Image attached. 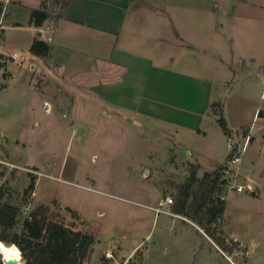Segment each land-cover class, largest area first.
<instances>
[{
	"label": "rangeland",
	"instance_id": "374dc122",
	"mask_svg": "<svg viewBox=\"0 0 264 264\" xmlns=\"http://www.w3.org/2000/svg\"><path fill=\"white\" fill-rule=\"evenodd\" d=\"M210 2H224L228 8L230 0ZM249 2L251 6L241 8V4L235 9L236 15L246 18L243 28L231 30L227 22L223 31H264V0ZM47 7L51 16L60 11L52 3ZM228 14L221 16L227 21ZM233 46L238 48L239 44ZM231 61L235 71L225 84L226 91L234 86L235 93L240 87L238 80H249L254 74L264 78V68L259 66L264 63V53L252 63L234 57ZM16 62L8 60L7 70H0V151L4 147L8 159L19 165L0 164V188L9 187L12 202L20 204L23 189L34 176V189L21 205L22 214L53 194L56 200L47 204L51 216L94 237L92 250L82 264H264V135L245 151L238 135L244 136L245 129L237 131L228 120L225 95L211 105L210 112L217 115L225 108L222 115L231 132L218 144L224 147L227 141L234 146L232 156L235 153L240 159L228 164L232 169L224 173L226 183L220 198L225 197V209L210 230L224 240L226 248L172 210L176 187L185 180L190 166H197L198 176L212 168L203 156L197 162L180 151V146L195 140L192 130L151 119L149 131L141 116L106 111L94 101H87L85 107L78 99L70 107L62 98L46 108L34 83L36 77H31L32 72L19 74ZM8 70L12 77H8ZM256 98L264 107L259 92ZM183 115L187 124H196L191 114ZM260 125L252 124L255 136ZM208 135L214 144L211 127ZM247 182L253 185L252 192L238 193L230 187ZM166 197L173 202L162 204L165 212H155L152 207ZM107 250L111 258L105 256ZM22 261L25 264L23 257Z\"/></svg>",
	"mask_w": 264,
	"mask_h": 264
},
{
	"label": "crops",
	"instance_id": "0c3cea01",
	"mask_svg": "<svg viewBox=\"0 0 264 264\" xmlns=\"http://www.w3.org/2000/svg\"><path fill=\"white\" fill-rule=\"evenodd\" d=\"M210 1L68 0L54 25L45 21L35 27L29 24L30 11L40 8L42 0H5L0 17V61L5 64L0 70H7L8 60H18L19 74L32 72L31 77H36L34 83L46 108L62 98L70 107L78 99L85 107L87 101H94L106 111L141 116L149 131L151 119L189 128L195 140L180 146V151L197 162L203 156L213 169L225 161L224 155L231 149L227 141L224 147L218 144L225 133L217 123L218 116L210 112L222 95L229 111L221 108V113L237 131L245 129L244 136L238 134L245 151L264 135V114L258 115L264 107L256 98L258 92L259 98L264 97V78L254 74L249 80H238L235 93L234 86L230 91L225 88L235 71L233 57L252 63L264 53V31L222 30L227 22L231 30L243 28L246 18L236 15L235 9L241 4V8L251 6L250 0H230L228 8L224 2L215 5ZM226 13L227 21L222 17ZM35 37L49 44L47 56L30 52ZM259 66L264 68V63ZM183 113L191 114L196 124H187ZM253 122L261 124L258 136ZM210 127L214 144L208 135ZM0 154L19 165L8 159L4 147ZM50 200H56L53 194L40 202L47 205ZM179 218L201 230L193 221Z\"/></svg>",
	"mask_w": 264,
	"mask_h": 264
},
{
	"label": "trees",
	"instance_id": "16d2710c",
	"mask_svg": "<svg viewBox=\"0 0 264 264\" xmlns=\"http://www.w3.org/2000/svg\"><path fill=\"white\" fill-rule=\"evenodd\" d=\"M67 2L68 0H42L40 8L31 9L29 24L41 27L45 21H51L54 25L62 16ZM46 3H52L53 8L58 6L59 13L51 16ZM4 9V2L0 0V17L4 14ZM29 50L44 57L49 54L50 46L46 41L35 37ZM3 65L0 62V68ZM262 114L264 111L259 110L258 115ZM217 115L218 125L225 134L229 133L221 111ZM233 151L234 146H231L226 161L232 157ZM226 161L211 170H205L201 176L197 175V166L192 164L185 180L177 185L172 203L173 212L193 221L225 248L224 240L215 237L210 226L217 223L225 209V201L220 198V194L226 183L223 178ZM33 189L34 176H31L30 182L23 189L22 201L18 204L12 202L9 187L0 188V241L9 247L15 244L21 250L25 264H82V260L92 250L93 235L88 231L75 230L53 218L48 205H37L23 215L21 205L27 203L26 198ZM65 209L73 217H77L73 209L67 206Z\"/></svg>",
	"mask_w": 264,
	"mask_h": 264
},
{
	"label": "built area",
	"instance_id": "2783aa9c",
	"mask_svg": "<svg viewBox=\"0 0 264 264\" xmlns=\"http://www.w3.org/2000/svg\"><path fill=\"white\" fill-rule=\"evenodd\" d=\"M12 58H15V55H12L11 56ZM23 58V57H22ZM1 138H2V136H1V134H0V144H1ZM239 160V155H235V153H234V155L229 159V160H227L226 161V171L225 172H229L230 171V165H228V164H234L235 162H237ZM0 164H4V165H9V166H15L13 163H10V162H8V161H6V160H4V159H2V158H0ZM36 173L38 174L39 172L38 171H36ZM230 187H232V188H234L237 192H242V191H244V190H246V191H248V192H252L253 190H254V188H253V185L251 184V183H249V182H247V183H245V184H232V185H230ZM225 197H221V199H224ZM173 202V199L171 198V197H166L164 200H162L159 204H158V206H154V207H152L154 210H155V212H165L162 208H161V206H162V204H168V203H172ZM105 256L107 257V258H111L112 257V254H111V252L109 251V250H107L106 252H105Z\"/></svg>",
	"mask_w": 264,
	"mask_h": 264
},
{
	"label": "clouds",
	"instance_id": "9594fccd",
	"mask_svg": "<svg viewBox=\"0 0 264 264\" xmlns=\"http://www.w3.org/2000/svg\"><path fill=\"white\" fill-rule=\"evenodd\" d=\"M0 254L3 255L5 264H8L9 261H15L16 264H23L22 252L15 244L10 247H6L2 242H0Z\"/></svg>",
	"mask_w": 264,
	"mask_h": 264
},
{
	"label": "bare ground",
	"instance_id": "6f19581e",
	"mask_svg": "<svg viewBox=\"0 0 264 264\" xmlns=\"http://www.w3.org/2000/svg\"><path fill=\"white\" fill-rule=\"evenodd\" d=\"M0 242H2V241H0ZM3 243V242H2ZM6 247H9V245H6L5 243H3ZM1 255V261H2V263L3 264H5V261H4V259H3V255L2 254H0ZM8 264H16V262L15 261H9L8 262Z\"/></svg>",
	"mask_w": 264,
	"mask_h": 264
}]
</instances>
